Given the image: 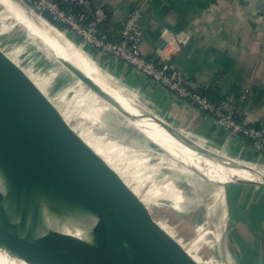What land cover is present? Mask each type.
I'll use <instances>...</instances> for the list:
<instances>
[{
  "label": "water",
  "instance_id": "1",
  "mask_svg": "<svg viewBox=\"0 0 264 264\" xmlns=\"http://www.w3.org/2000/svg\"><path fill=\"white\" fill-rule=\"evenodd\" d=\"M12 59L0 46V246L32 264H200L180 238L162 228L153 206L148 208L66 121L22 69V59L14 58L22 68ZM77 76L104 95L89 77ZM237 184L264 186L245 180L227 185ZM46 204L74 217H93L91 242L61 232L42 235ZM259 264H264L263 248Z\"/></svg>",
  "mask_w": 264,
  "mask_h": 264
},
{
  "label": "crops",
  "instance_id": "2",
  "mask_svg": "<svg viewBox=\"0 0 264 264\" xmlns=\"http://www.w3.org/2000/svg\"><path fill=\"white\" fill-rule=\"evenodd\" d=\"M92 1L97 5L110 8V21L118 33L116 35L118 38L125 14L141 7L140 24L144 32L142 51L146 57L157 59L158 62L163 61V56L168 57L167 60L175 70H180L187 79L196 81L199 91L214 101L223 97L239 99L244 87H250L242 110L250 124L264 126V0ZM86 50L84 49L97 65L102 64L107 67L124 82L125 86L132 89L130 93L127 92L125 86L117 83L108 73L125 93L136 98L138 97L135 93H138L142 102L152 113L188 138L205 143L197 144L205 147L207 145L210 149L222 151L221 153L225 150L229 155L239 159L264 162V156L250 148L247 138L235 136L228 141L226 131L211 115L179 100L168 89L132 66L96 48L89 47ZM77 81L80 82L78 79ZM90 94L95 102L106 103L91 90ZM50 100L60 109L63 100L59 102L53 97H50ZM106 104L107 109L113 110ZM63 115L69 122V116ZM80 135L82 138L90 137L83 131ZM92 139L96 138L92 137ZM94 142L93 149L101 157L104 158L101 153L109 152L108 154L111 153L116 159L113 146L109 147L106 144L100 149L102 140L96 139ZM152 142L161 148L156 142ZM114 145L125 155L121 147L115 143ZM169 157L170 161H167L166 166L170 171H175L177 177H170L162 185L156 184V187L150 191H154L155 195L171 193L176 199L174 206L182 207L185 204L183 192L176 183L179 177L188 172L182 170L181 164L179 167L172 156ZM108 164L129 187H133L135 183L137 188L143 186L142 183L124 175L118 162L114 163L115 166L109 162ZM185 167L192 173L195 172ZM232 186L256 187L263 191L264 195V186L250 184ZM261 201L263 202L253 203L247 214L241 213V218L244 221L247 218L250 225H252L250 217L254 215L259 216L261 222H264V197ZM254 224L251 229L255 233L258 232L257 236L262 238L264 232L262 234L260 228L257 229L258 227ZM262 239V242H259V248L264 245V238ZM221 251L227 259L228 253L223 249Z\"/></svg>",
  "mask_w": 264,
  "mask_h": 264
},
{
  "label": "rangeland",
  "instance_id": "3",
  "mask_svg": "<svg viewBox=\"0 0 264 264\" xmlns=\"http://www.w3.org/2000/svg\"><path fill=\"white\" fill-rule=\"evenodd\" d=\"M11 13L6 3L0 0L1 48L13 57L12 60L19 66L20 64L14 58L22 59L25 69L20 67L49 99L53 97L59 102L63 100L60 109L52 102L63 114L69 116L72 127L79 135L83 131L90 136L87 137L88 139H83L92 149L96 139L103 142L100 149L106 144L114 147L113 152L116 159L111 153L108 154L109 152L101 153L105 159L102 158L113 166L118 162L124 175L143 184L142 187L137 188L135 185L137 183H135L130 188L148 208L153 206L151 212L157 220L161 221L158 223L162 228L173 237L176 236L187 242L196 241L186 245L178 239L184 249L200 264L205 263L203 258L209 261V264H227V262L228 264H259V251L261 248L264 249V245L259 248V242L263 241L264 236L259 238L257 230L255 233L251 227L256 218L254 225L258 227L257 229L260 228L263 234L264 222H261L259 216L254 215L250 217L252 219V225H250L247 218L245 221L241 218V213L247 214L253 203L263 202L261 201L264 197L263 191L248 186H220L195 172L192 173L183 163L173 157L178 162V166L180 167L181 164V169L188 172L179 177L176 183V186L183 192L185 204L182 207L174 206L176 199L171 193L155 195L150 189L155 188L156 184L162 185L170 177H177L175 171H170L166 166L171 155L165 151L166 154L162 148L152 142L153 140L151 141L137 130L131 121H128L116 109L113 107V110L107 109L106 103L95 102L90 94L91 87L51 57L38 44L32 42L24 26L18 23ZM66 34L76 42L72 40L81 50L89 48L83 46L80 39L71 33L66 32ZM100 66L117 83L125 86L117 75L102 64ZM125 88L129 93L132 91L127 86ZM135 94L141 104L148 108L139 94ZM91 136L96 139H92ZM191 140L196 143L202 142ZM114 143L124 150L125 155ZM95 148L98 149V147ZM206 148H208L207 145ZM224 154L229 155L225 150ZM230 156L233 157V155ZM262 163L264 165V162ZM199 248L203 258L199 255ZM222 249L228 253L227 259L223 256Z\"/></svg>",
  "mask_w": 264,
  "mask_h": 264
},
{
  "label": "bare ground",
  "instance_id": "4",
  "mask_svg": "<svg viewBox=\"0 0 264 264\" xmlns=\"http://www.w3.org/2000/svg\"><path fill=\"white\" fill-rule=\"evenodd\" d=\"M2 2L9 7L14 19L24 26L32 42L38 44L51 57L70 69L72 74L77 76L78 73H82L89 77L94 85L103 91L104 95L97 94L92 88L91 91L111 108L113 107L120 114L125 115V118L131 119V124L137 130L156 142L183 165L220 186H226L228 183L237 180L264 183V165L262 162L247 161L221 152L211 151L205 146L189 140L171 125V129L160 125L153 118L150 110L144 107L138 98L125 93L109 74L94 62L87 53L88 51L81 50L64 31H62L63 34L45 19L33 13L32 9L19 0H2ZM0 189H3L1 175ZM42 217V235L61 232L91 242L90 230L94 224L93 220L95 221L93 217L89 215L74 217L48 204L43 207ZM223 248L226 250L225 247ZM0 264L32 263L0 246Z\"/></svg>",
  "mask_w": 264,
  "mask_h": 264
},
{
  "label": "built area",
  "instance_id": "5",
  "mask_svg": "<svg viewBox=\"0 0 264 264\" xmlns=\"http://www.w3.org/2000/svg\"><path fill=\"white\" fill-rule=\"evenodd\" d=\"M24 1L38 14L47 13L53 22L63 24L64 32L79 38L83 46L96 48L132 66L168 89L179 100L211 115L226 131L228 141L235 136H243L248 139L253 151L264 156V126L250 124L242 110L250 87H244L239 99L223 97L214 101L199 91L196 81L175 70L168 57L163 56L162 62L146 57L142 51L141 7L125 14L118 38L110 21V8L97 5L92 0Z\"/></svg>",
  "mask_w": 264,
  "mask_h": 264
},
{
  "label": "trees",
  "instance_id": "6",
  "mask_svg": "<svg viewBox=\"0 0 264 264\" xmlns=\"http://www.w3.org/2000/svg\"><path fill=\"white\" fill-rule=\"evenodd\" d=\"M45 18H47L50 22H52L54 25H56L59 29H61L62 31H64L65 27L63 24H60V23H57V22H53L51 20V17L47 14V13H44L43 15Z\"/></svg>",
  "mask_w": 264,
  "mask_h": 264
}]
</instances>
